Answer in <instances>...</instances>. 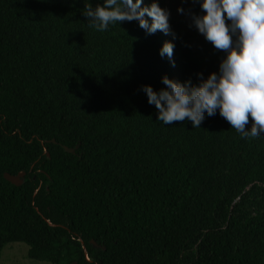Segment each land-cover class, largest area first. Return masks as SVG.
Here are the masks:
<instances>
[{"label": "trees", "instance_id": "1", "mask_svg": "<svg viewBox=\"0 0 264 264\" xmlns=\"http://www.w3.org/2000/svg\"><path fill=\"white\" fill-rule=\"evenodd\" d=\"M88 2L0 0V257L22 243L48 264H264V135L219 113L166 126L141 90L195 85L224 53L198 57L171 20L175 40L136 21L97 32Z\"/></svg>", "mask_w": 264, "mask_h": 264}, {"label": "clouds", "instance_id": "2", "mask_svg": "<svg viewBox=\"0 0 264 264\" xmlns=\"http://www.w3.org/2000/svg\"><path fill=\"white\" fill-rule=\"evenodd\" d=\"M203 14L189 13L190 27L195 28L214 49L222 51L218 72L205 79L197 74L198 83L179 82L162 77L166 87L154 91L142 86L149 105L158 111L164 125L191 122L199 128L206 116L219 115L241 138L264 135V0H196ZM100 0L96 7L88 2L85 16L88 27L106 32L118 23L136 21L146 35L157 31L176 39L170 25L171 13L161 8L159 0ZM184 14V8H178ZM175 44L165 42L159 56L172 57ZM251 124L250 129L248 125Z\"/></svg>", "mask_w": 264, "mask_h": 264}, {"label": "rangeland", "instance_id": "3", "mask_svg": "<svg viewBox=\"0 0 264 264\" xmlns=\"http://www.w3.org/2000/svg\"><path fill=\"white\" fill-rule=\"evenodd\" d=\"M196 0H159L161 8L170 11V20L174 25L175 34L186 44L193 47L195 55L200 58H208L217 50L201 37L195 28L190 27L189 13H194ZM178 8H184L185 13L179 14ZM0 264H48L28 258V246L22 243L8 244L2 251Z\"/></svg>", "mask_w": 264, "mask_h": 264}, {"label": "water", "instance_id": "4", "mask_svg": "<svg viewBox=\"0 0 264 264\" xmlns=\"http://www.w3.org/2000/svg\"><path fill=\"white\" fill-rule=\"evenodd\" d=\"M65 150L69 153H74L73 150H70L68 148H65ZM25 177V173H21L18 176L14 177V176H10L8 174H5V179L10 182L11 184L15 185V186H20L23 183V179Z\"/></svg>", "mask_w": 264, "mask_h": 264}]
</instances>
